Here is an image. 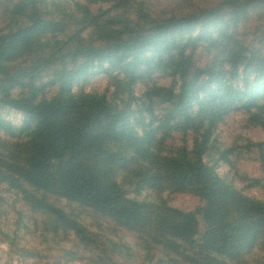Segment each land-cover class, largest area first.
<instances>
[{"label": "rangeland", "instance_id": "obj_1", "mask_svg": "<svg viewBox=\"0 0 264 264\" xmlns=\"http://www.w3.org/2000/svg\"><path fill=\"white\" fill-rule=\"evenodd\" d=\"M220 1L34 0L44 12L40 29L27 31V38L19 41L9 60L0 64L9 79L0 83L10 89V97H29L32 89L39 90L35 103L44 95L51 99L59 97L62 102L104 92L110 96L117 77L114 69L106 61L98 60L85 68L81 58L72 59L75 47L107 45L118 35L132 31L136 24L150 35L154 24L197 15ZM19 5L23 6L21 12L29 10L20 0H0V31L11 22L6 16ZM214 25L215 21H208L207 26ZM254 30L251 28L245 37ZM198 31L196 25L182 29L176 39L188 40ZM44 32L48 34L46 39ZM56 48L63 49L61 54L39 67L48 52ZM200 55L199 52L197 58ZM23 58L31 60L28 65L32 66L21 71L22 78H16L17 62ZM36 64L35 80L28 88V74ZM221 66L212 85L218 115L206 113L195 117L188 123L190 129L183 132L164 135L155 131L156 119L167 109L164 96H156L155 92H165L173 86L168 69L152 79L154 87L148 81L144 88L135 89L136 100L146 109L148 119L136 122L134 101L129 128L135 135L143 134L145 129L151 133L139 148L112 140L117 156L102 164L108 182L132 203L129 209L134 211V220L126 222L82 210L73 202L48 195V203L60 209L63 218L52 228L42 226L36 213L20 201L9 183L4 184L5 178L16 179L27 170L36 143L30 132L33 125L23 114L0 107V120L13 128L11 132L0 129V264H192L183 244L170 234L180 212L201 205L195 186L185 178L180 182L189 164L200 163L221 181L232 183L236 190L250 186L253 180H264V162H260L261 156L264 159V146L263 151L259 147L264 145V79L256 80L250 75L251 88L244 87L243 77H235L236 72ZM47 84L50 86L42 88ZM247 90L251 93L244 94ZM201 102L204 107L202 99ZM151 121L153 125L149 126ZM244 194L264 204V193L246 189ZM6 236L12 242L6 241ZM255 241V245L237 252L236 257H224L229 259L228 264H264V237ZM195 263L203 264L198 259Z\"/></svg>", "mask_w": 264, "mask_h": 264}, {"label": "trees", "instance_id": "obj_2", "mask_svg": "<svg viewBox=\"0 0 264 264\" xmlns=\"http://www.w3.org/2000/svg\"><path fill=\"white\" fill-rule=\"evenodd\" d=\"M20 1L29 10L21 12L23 6L19 5L13 14L6 16L11 22L0 31V64L9 60L19 41L27 38V31L40 29L44 13L41 6L34 0ZM211 19L215 21L213 27L207 26ZM195 25L199 27L195 37L176 39L182 29ZM251 28L255 30L245 37ZM147 33L136 24L132 31L118 35L107 45H83L71 51L72 59L81 58L85 68L98 60L106 61L114 69L117 77L112 82L110 96L104 92L62 102L59 97L51 99L44 95L35 103L39 90L32 89L29 97H10V89L0 83V107L23 114L33 125L30 132L36 141L27 170L16 179L5 178L4 184L9 183L20 201L36 213L42 226L52 228L63 218L61 210L48 203V195L73 202L82 210L113 216L119 222L134 220L131 215L134 211L129 209L132 203L108 182L102 164L117 156L112 140L134 148L146 142L151 132L145 129L143 134L135 135L129 128L131 103L136 101L137 123L148 119L134 91L144 88L148 81L154 87L152 79L157 74L168 69L173 82L168 91L155 92L166 100V113L156 119L155 128L164 135L189 130L188 123L203 114L218 115L212 85L221 64L236 72L235 77H243L244 87L251 88L250 75L256 80L264 79V0H221L197 15L154 24L153 33ZM165 37L169 39L163 40ZM46 38L48 34L44 32L43 39ZM62 51L51 49L38 66L54 61ZM199 52L201 57L197 58ZM29 62L26 58L17 62L16 78H22L21 71L32 66ZM38 66L28 74V88L34 83ZM1 80L9 79L0 67ZM47 86L50 85L42 88ZM250 93L247 90L244 94ZM152 125L153 121L149 126ZM0 129L11 132L13 128L0 120ZM263 146L259 145L261 151ZM260 162H264L262 156ZM184 171L186 174L180 177V182L185 178L195 186L201 205L180 212L170 234L183 244L188 262L196 264L198 259L203 264H228L229 259L224 257H236L237 252L255 245L258 237H264V204L244 194L246 189L264 193L263 179L236 190L232 183L221 181L198 162L189 164ZM5 240L12 242L8 236Z\"/></svg>", "mask_w": 264, "mask_h": 264}]
</instances>
